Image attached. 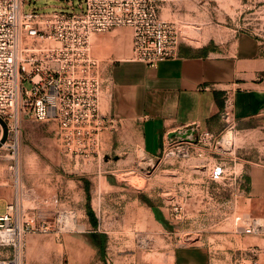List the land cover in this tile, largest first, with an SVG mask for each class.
I'll use <instances>...</instances> for the list:
<instances>
[{
  "label": "crops",
  "instance_id": "obj_1",
  "mask_svg": "<svg viewBox=\"0 0 264 264\" xmlns=\"http://www.w3.org/2000/svg\"><path fill=\"white\" fill-rule=\"evenodd\" d=\"M200 4L198 0H161L159 16L174 23L181 36L183 28L193 27L201 31L205 12ZM202 35L204 33H199V36ZM130 49L131 30L128 28L122 31V36L110 33L92 37V53L105 56L100 60L103 62L101 75L105 82L100 97V114L115 122L113 129H107L100 135L101 149L88 164L94 168L112 164L107 160L111 156L116 164L123 162L125 165L137 162L139 157H154L162 149L165 134L170 136L194 124L216 136L221 134V111L226 91L233 96V117L237 125L264 115V41L254 35H237L221 54L201 51L192 55V49L180 46L179 58L164 61L155 67L132 61L129 58ZM28 122L31 121L22 120L26 127ZM61 153L60 150L54 156ZM67 159L72 163L77 160L72 157ZM210 168L207 167V174ZM243 168L236 176L217 182L221 189L214 196V202L217 207L223 205L236 211L240 200L244 212L264 216V166ZM4 176L0 175L1 211L13 200L14 190L7 175ZM239 176L245 180L244 194L240 193ZM54 178V183H51L45 175H40L33 184L41 187L40 192L46 188L42 192L46 195L61 187L60 176L55 174ZM21 180H24L23 175ZM198 189L197 209L196 206L190 207L186 217L192 220L187 224L183 222V228L186 227L188 233L218 234L224 240L206 241L199 245L175 241L171 264H237V253L249 247L260 250L257 259L259 264H264V237L231 234L227 222L218 216L220 210L212 209L213 200L207 194V185L199 184ZM56 197L53 194L51 199ZM44 215L49 217L47 213ZM82 220V229L74 232L29 234L23 264H110L105 257L107 235L99 229V225L91 227L88 220ZM226 243L233 247L226 246ZM224 244L223 249L228 252L216 260L213 249Z\"/></svg>",
  "mask_w": 264,
  "mask_h": 264
},
{
  "label": "built area",
  "instance_id": "obj_2",
  "mask_svg": "<svg viewBox=\"0 0 264 264\" xmlns=\"http://www.w3.org/2000/svg\"><path fill=\"white\" fill-rule=\"evenodd\" d=\"M158 0H65L52 11H25V0H0V119L7 129L2 149L13 158L10 170L15 176L13 200L0 210V249L10 253L0 257V264H23L29 234L70 233L78 226L75 213L54 214L53 222L41 211L26 207L19 181L18 141L23 119L54 123L61 152L72 158L97 155L100 135L113 129L112 118L100 114L103 85L102 61L92 54V37L115 29L131 30V60L155 67L180 57L182 36L174 23L159 16ZM108 85L109 78L106 80ZM26 85L29 87L27 88ZM233 96L225 92L221 119L231 132ZM172 137L165 134L160 153L145 160L166 164L188 159L195 147L219 148L220 140L198 124L179 129ZM4 129L0 123V143ZM202 157V155H199ZM230 169V172H229ZM216 164L208 180L224 181L236 176L235 169ZM240 193L245 180L238 177ZM228 204H226L227 206ZM220 210L219 218L227 222L230 233L264 237V218L239 215L230 208ZM178 213L177 207L173 208ZM260 250L249 247L237 253V264H259Z\"/></svg>",
  "mask_w": 264,
  "mask_h": 264
},
{
  "label": "rangeland",
  "instance_id": "obj_3",
  "mask_svg": "<svg viewBox=\"0 0 264 264\" xmlns=\"http://www.w3.org/2000/svg\"><path fill=\"white\" fill-rule=\"evenodd\" d=\"M25 1V11H52L65 0ZM198 1L205 12L204 25L200 27L202 30L193 27L181 30L180 46L192 49V55L200 54L203 51L200 49L221 54L241 33L264 41V0ZM157 3L160 7L161 0ZM123 30L125 28L116 29L103 36L110 33L122 36ZM199 33L204 35L199 36ZM92 54L99 60L105 58L102 54ZM28 124L26 127L21 123L18 141V176L23 203L30 210L47 213L50 222H53L56 212L75 213L80 225L74 227L76 230L82 229L80 223L83 218L90 222L91 227L99 225L108 237L105 257L110 264H171L175 241L199 245L206 241L224 240L214 233H188L189 230L182 226L183 222L187 224L192 220L186 217L190 207L196 206L197 209L199 184L207 185V194L213 200L212 209L217 208L214 196L219 194L221 186L208 180L207 167L212 169L216 164H222L239 173L242 166H264V115L243 125L236 123L231 132L223 121L222 133L217 135L218 140L222 138L219 148L195 147L188 159H175L166 164L154 161L150 165L146 158L139 157L137 162L125 165L123 162L116 164L111 156L107 160L112 164L100 169L88 165L92 157H97L95 154L88 157L80 155L74 163L63 153L54 156L60 151L54 123ZM228 138L232 140L226 144ZM11 158L13 156L6 150L0 151V175L5 177L6 174L11 181L14 198L16 182L10 170ZM74 165L77 166L74 168ZM55 174L61 178L60 189L42 195L46 188L40 192L41 187L33 183L40 175H45L48 181L54 183ZM22 175L24 180H21ZM201 191L203 194L204 189ZM53 194L56 199H51ZM238 201L236 212L239 215L264 218L254 212H244L241 201ZM175 207L177 214L173 212ZM226 246L233 247L227 243ZM223 248L225 244L213 249L216 260L228 252ZM9 253L8 249H0V257Z\"/></svg>",
  "mask_w": 264,
  "mask_h": 264
},
{
  "label": "water",
  "instance_id": "obj_4",
  "mask_svg": "<svg viewBox=\"0 0 264 264\" xmlns=\"http://www.w3.org/2000/svg\"><path fill=\"white\" fill-rule=\"evenodd\" d=\"M0 123H1V125L3 126V129H4V136H3V139H2V141H1V143H0V147H1V144H3V143L6 141V138H7V129H6V126H5V124L2 122L1 119H0ZM174 135H177V133H172V134L170 135V137H172V136H174Z\"/></svg>",
  "mask_w": 264,
  "mask_h": 264
},
{
  "label": "bare ground",
  "instance_id": "obj_5",
  "mask_svg": "<svg viewBox=\"0 0 264 264\" xmlns=\"http://www.w3.org/2000/svg\"><path fill=\"white\" fill-rule=\"evenodd\" d=\"M231 140H232L231 138H228V139L225 140V143L229 144L231 142ZM17 177H18V175H17Z\"/></svg>",
  "mask_w": 264,
  "mask_h": 264
},
{
  "label": "trees",
  "instance_id": "obj_6",
  "mask_svg": "<svg viewBox=\"0 0 264 264\" xmlns=\"http://www.w3.org/2000/svg\"><path fill=\"white\" fill-rule=\"evenodd\" d=\"M203 52H207V49H203Z\"/></svg>",
  "mask_w": 264,
  "mask_h": 264
}]
</instances>
